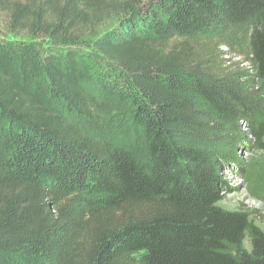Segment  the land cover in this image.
<instances>
[{
  "label": "trees",
  "instance_id": "16d2710c",
  "mask_svg": "<svg viewBox=\"0 0 264 264\" xmlns=\"http://www.w3.org/2000/svg\"><path fill=\"white\" fill-rule=\"evenodd\" d=\"M7 30L92 45L43 55L0 40V264H264V230L218 206V156L195 145L199 108L264 120L222 76L218 31L248 36L264 84V0H0ZM107 108L137 148L106 138ZM107 129V128H106ZM250 239V250L245 240Z\"/></svg>",
  "mask_w": 264,
  "mask_h": 264
},
{
  "label": "rangeland",
  "instance_id": "374dc122",
  "mask_svg": "<svg viewBox=\"0 0 264 264\" xmlns=\"http://www.w3.org/2000/svg\"><path fill=\"white\" fill-rule=\"evenodd\" d=\"M9 12L0 9V40L13 44H35L41 54L50 55L76 50L89 58L90 67L109 70L108 62L93 48V41L113 29L119 22L116 15L95 23L81 35L79 44L60 45L45 36L33 38L27 31L11 34L7 30ZM218 47L214 53L222 76L233 79V86L252 106L258 120H264V84L256 77L250 62L248 36L230 29L217 32ZM251 118L226 124L207 107L199 108L202 124L196 146L218 156L219 176L227 183L225 195L218 206L230 212L247 215L253 225L264 230V140L260 144L252 135ZM106 138L118 140L137 148L138 138L130 130L125 116L107 108L105 115ZM107 128V129H106ZM245 247L250 250L249 237Z\"/></svg>",
  "mask_w": 264,
  "mask_h": 264
}]
</instances>
